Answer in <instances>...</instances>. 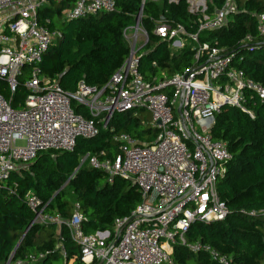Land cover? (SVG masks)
I'll list each match as a JSON object with an SVG mask.
<instances>
[{
	"label": "built area",
	"instance_id": "obj_1",
	"mask_svg": "<svg viewBox=\"0 0 264 264\" xmlns=\"http://www.w3.org/2000/svg\"><path fill=\"white\" fill-rule=\"evenodd\" d=\"M116 1L0 0V81L10 95L8 100L0 94V188L39 154L73 153L78 139H93L100 128L113 133L108 127L114 115L142 110L157 132L153 141L141 143L128 134L113 133L117 155L89 158V166L102 172L108 184L121 179L137 189L140 203L130 214L116 219L111 231L86 234L78 203L72 217L62 220L43 213V203L30 193L25 203L35 213L31 226L55 225L57 232L65 227L83 264H175L176 246L229 264L208 245L189 243L187 233L194 223L223 222L230 215L216 189L232 161L226 144L210 137L216 115L230 106L253 119L248 98L255 96L264 103V85L247 78L233 54L220 49L217 40H208V34L225 28L238 12L235 1L220 0L221 6L209 13L208 0H184L194 19L188 27L164 15L149 19L152 35L166 43L171 55L185 50L192 55L193 65L170 79L147 82L139 70L138 52L149 41L142 11L123 31L127 42L142 41V45L130 47V59L103 87L80 81L73 92H67L44 78L43 58L61 35L50 28V19L41 21L39 11L52 2L67 3L62 18L77 21L112 13ZM146 1H141L142 10ZM254 18L257 35L264 37V15ZM241 43L251 44L253 38L247 35ZM21 86L26 97L14 109L11 101ZM78 108L89 118L77 113ZM17 141L24 146L16 147ZM62 243L60 236L56 249L65 257ZM45 255H26L12 264H34Z\"/></svg>",
	"mask_w": 264,
	"mask_h": 264
},
{
	"label": "trees",
	"instance_id": "obj_2",
	"mask_svg": "<svg viewBox=\"0 0 264 264\" xmlns=\"http://www.w3.org/2000/svg\"><path fill=\"white\" fill-rule=\"evenodd\" d=\"M141 1L117 0L112 13L77 21L62 18L67 3L44 6L39 11L41 21L50 19V28L57 30L61 38L43 58V77L56 81L67 92H73L80 81L103 87L129 58L131 48L123 31L134 25ZM234 1L238 12L225 28L208 34V40H217L220 49L233 54L247 78L264 85V37L257 35L254 18L264 15V0ZM214 6L220 7L221 1L208 0L209 13ZM142 14L149 41L137 56L145 81L167 80L192 66L191 53L185 50L171 55L166 43L152 35L149 23L150 18L164 15L187 26L194 19L187 13L184 0L177 5L168 0L146 2ZM247 35L253 43L242 44ZM0 94L10 99L7 88L1 85ZM25 97L26 90L21 86L12 98V108H18ZM248 100L253 119L237 108L223 106L210 131L212 139L226 144L232 158L227 174L216 185L219 199L230 215L223 222L194 223L187 233L189 243L208 245L229 264H264V103L255 96ZM76 112L89 118L82 108ZM108 128L141 143L153 141L157 135L150 126L149 114L142 110L135 115H114ZM113 133L100 128L95 138L78 139L73 153H41L28 169L11 174L0 188V264L8 260L12 264L30 254H46L34 264H83L80 250L65 227L57 232L55 225L31 226L35 213L25 203L30 193L43 203V213L59 215L62 220L72 217L74 204L78 203L86 234L111 231L116 219L128 216L140 203L137 189L129 182L116 179L110 185L103 173L89 164L79 168L80 156L102 159L117 155ZM60 236L65 257L56 249ZM172 260L175 264H219L207 254L193 255L180 246L174 248Z\"/></svg>",
	"mask_w": 264,
	"mask_h": 264
},
{
	"label": "rangeland",
	"instance_id": "obj_3",
	"mask_svg": "<svg viewBox=\"0 0 264 264\" xmlns=\"http://www.w3.org/2000/svg\"><path fill=\"white\" fill-rule=\"evenodd\" d=\"M128 34L129 35H132V32L129 31ZM142 43H143L142 41L132 42L131 40H129V42H127V45L129 46V48L131 47V48L137 49L138 47H140L142 45ZM0 85L2 87H4V89H5L6 85L4 84L3 81H0ZM15 146L16 147H23L24 146V143L22 141H17L15 143ZM87 164H89V158H86V156H80L79 157V168H82L84 166H87Z\"/></svg>",
	"mask_w": 264,
	"mask_h": 264
},
{
	"label": "water",
	"instance_id": "obj_4",
	"mask_svg": "<svg viewBox=\"0 0 264 264\" xmlns=\"http://www.w3.org/2000/svg\"><path fill=\"white\" fill-rule=\"evenodd\" d=\"M142 11V7L140 8V12ZM140 15V14H139ZM131 51H130V55H129V58H128V60L130 59V57H131ZM58 85H59V83H58ZM178 113H180V107L178 108ZM30 227V226H29ZM29 227L27 228V230L25 231V233L24 234H26L27 233V231L29 230ZM20 242V241H19ZM19 244V243H18ZM18 244H17V246H16V248L18 247ZM113 247V245L108 249V251H107V253L106 254H108V252H109V250L111 249ZM15 248V249H16ZM14 253V252H13ZM9 262H10V260H9ZM8 262V263H9ZM101 262L102 261H100L98 264H101Z\"/></svg>",
	"mask_w": 264,
	"mask_h": 264
},
{
	"label": "crops",
	"instance_id": "obj_5",
	"mask_svg": "<svg viewBox=\"0 0 264 264\" xmlns=\"http://www.w3.org/2000/svg\"><path fill=\"white\" fill-rule=\"evenodd\" d=\"M146 2H151V3H155V4H158L160 2V0L158 2H154L153 0H147ZM191 67V66H190ZM189 67V68H190Z\"/></svg>",
	"mask_w": 264,
	"mask_h": 264
}]
</instances>
